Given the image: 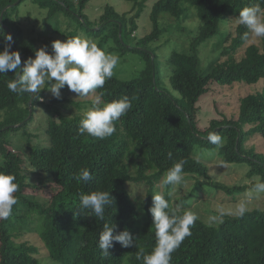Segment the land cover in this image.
I'll use <instances>...</instances> for the list:
<instances>
[{
	"label": "trees",
	"instance_id": "obj_1",
	"mask_svg": "<svg viewBox=\"0 0 264 264\" xmlns=\"http://www.w3.org/2000/svg\"><path fill=\"white\" fill-rule=\"evenodd\" d=\"M16 1L0 0V16L5 7ZM24 1L6 9L0 21V29L6 34L12 33L11 49L23 56L21 69L23 60L34 58V51L38 49L32 40L24 37L18 22V6ZM31 1L46 10L47 19H56V31L58 16H63L84 28L86 36L98 37L97 45L101 49L104 50V45L112 40L118 53L136 54L144 66L135 78L121 80L112 76L102 89L96 90L100 106L124 96L132 103L127 114L115 122L116 132L112 136L100 140L87 133L81 135L78 128L83 118L59 113L57 120L51 116L47 120L45 145L27 143L28 164L51 177L57 186L47 204L24 193L29 187L23 175L24 160L9 149V135L23 130L27 138L30 137L25 128L36 107L49 115L58 110L39 99H32L29 116L31 96L9 91L7 83L16 78L14 73L0 75V172L14 175L19 185L15 194L18 203L13 206L12 215L0 219V264H43L36 256V246L27 241H16L31 228L36 230L48 258L55 264H142L136 259L137 254L150 253L156 244L155 228L148 211L152 207L151 190L154 181L163 178L175 163L183 160L184 175L195 178L198 186H210L230 195L244 190V186L230 187L213 182L207 167L192 156L195 146H215L206 139L209 132L224 138L223 146L218 148L224 163L246 164L249 168L246 177L257 178L253 187L264 182V154L246 147L254 134L264 139V93L244 96L237 119H213L205 130L196 129V103L211 84L231 85L236 81L252 84L264 79V38L247 46L242 57L232 56L248 40L242 39L249 30L237 23L239 12L260 0H157L149 13L152 30L139 39H134L132 33L137 29L136 19L149 0H125L135 10L131 18L106 5L98 24L90 22L83 12L90 0ZM260 7L264 9V3ZM190 9L193 10L191 15L200 22L196 34L186 52L174 51L168 58L169 84L179 94L175 98L160 85L157 48L150 45L168 29L160 22L162 16L180 21L186 18ZM223 21L236 23L234 34L230 31L227 34L231 39L229 46L221 52L225 59H216L203 72L198 57L199 46L214 37ZM95 27H99L98 30L93 29ZM4 46L5 41L0 38V51ZM44 92L39 93L40 98ZM20 123L19 127H11ZM168 153L172 154L171 159ZM126 158L133 172L123 165ZM149 167L155 169L151 175L145 173ZM82 168H88L92 174V180L87 184L75 179ZM131 183L150 186L141 208L130 198L126 184ZM93 191H110L115 198L114 206L106 209L103 221L94 215L86 216L83 209L79 214L75 210L80 208V194ZM164 196L169 202V213L183 215V209L177 210L170 205L169 194L164 193ZM222 220L213 226L197 219L191 228V236L172 253L171 264H264V209L246 211L243 216L223 215ZM110 221L117 225V232L127 229L135 243L124 248L114 242L113 248L109 249L110 256L103 257L97 246L98 237L104 224Z\"/></svg>",
	"mask_w": 264,
	"mask_h": 264
},
{
	"label": "rangeland",
	"instance_id": "obj_2",
	"mask_svg": "<svg viewBox=\"0 0 264 264\" xmlns=\"http://www.w3.org/2000/svg\"><path fill=\"white\" fill-rule=\"evenodd\" d=\"M156 1L157 0H149L139 18L136 19L137 29L132 33L134 39L142 38L151 32L152 23L149 19V13L152 5ZM106 5L112 6L119 14L126 13L128 18L133 17L135 14V10L132 9L131 4L125 0H90L86 4L83 12L90 22H96V24H98L97 21L102 15ZM191 14H193V10L190 9L185 15L186 18L180 21L162 16L160 22L163 26H167L168 29L156 42L150 45L152 48H157L156 55L158 56L161 75L160 85L163 90L170 93L175 98H178L179 94L176 93L169 84L168 77L171 70L168 64V58L174 51L186 52L188 50L189 42L195 36L197 27L200 25L199 20ZM17 17L23 29L24 37L32 40L38 49L42 46H47V51L49 53L52 51L51 43L53 41L59 40L63 42L65 39H70L73 35L89 39L96 44L97 41H99L98 37L86 36L84 28L77 27L76 23L70 22L63 16H58L57 23L59 27L56 31V19H47L46 10L40 9L36 4H33L31 0H26L18 6ZM224 22L225 21L219 23L218 31L214 37L208 39L199 46L198 57L200 60V68L203 72H206L216 59H225V57H221V52L224 47L229 46L231 39H229L227 34L229 31L231 34H234L236 23ZM98 28L99 27H95L93 29L98 30ZM259 42L260 38L251 34L248 40L242 44L235 53L232 52L234 54H232V56L236 59L242 57L247 46ZM104 51L106 53H115L119 56V63L113 70V76L118 79L131 80L137 76L144 66L143 61L138 55L132 53H118L114 49L112 40L104 45ZM255 93H264V79L252 84H248L244 81H236L231 85L211 84L208 87V91L203 94L196 103L198 108L196 129L200 131L205 130L213 119H237L241 99L246 95ZM97 97L96 91L87 97H79L78 94L69 91L66 86L61 90L60 99L53 98L50 92L45 91L39 101L49 106L56 107L58 113L49 115L47 112L43 111L42 108L36 107L31 121L25 128V132L30 135V137L27 138L23 130L10 133L9 149L20 155L24 160L23 175L29 186L24 191L26 195L36 198L41 204H47L57 191V186L52 182L51 177L36 171L28 164L27 143L29 142L31 145H45L46 140L44 131L50 116L56 120L58 119L59 113L67 117L81 116L84 118V113L94 106V101ZM246 147H253L257 152L264 154V139L254 134L246 142ZM192 156L207 167L208 174L213 182L230 187L244 186V190L230 195L210 186H198L195 178L184 175V180L180 185L162 186L163 178L154 181L151 190L153 193L152 196L156 193H161L163 195L164 193H168L171 200L170 205L173 208L176 209L175 206L177 204H182L183 208L180 210H191L198 216L199 220L208 225H210L208 217L212 215L237 216L236 210L241 203L245 204L246 211L264 209V191L257 192L254 190L252 183L256 182L257 178L250 179L246 177L249 169L246 164L224 163L216 146L210 148L195 146L192 149ZM128 158L123 162V165L133 172ZM137 160L139 161L140 159ZM154 172L155 169L149 167L145 173L151 175ZM126 188L130 198L141 208V204L146 200L150 186L145 183H131L126 184ZM141 200H143V203H141ZM217 224L218 223L212 225L215 226ZM29 225L30 224H28V226ZM16 241H27L36 246L38 249L36 256L43 264H55L48 258V254L40 242L36 230L31 228V230L25 231Z\"/></svg>",
	"mask_w": 264,
	"mask_h": 264
},
{
	"label": "clouds",
	"instance_id": "obj_3",
	"mask_svg": "<svg viewBox=\"0 0 264 264\" xmlns=\"http://www.w3.org/2000/svg\"><path fill=\"white\" fill-rule=\"evenodd\" d=\"M261 3L264 0L240 10L237 23L249 30L243 34L242 39L247 40L249 32L257 38H264V9L260 7ZM0 38L5 41V46L0 51V75L14 73L16 78L7 83L9 91L28 94L32 99H40L39 93L42 90L50 92L53 98L60 99L61 90L65 86L79 97H87L97 89H102L106 80L112 78L113 70L120 59L115 53H106L95 42L75 36L63 42L53 41L51 53L47 51V46L35 50L34 58L24 61L21 69L19 52L10 51L12 36L0 29ZM131 108L132 103L127 96L107 102L103 106H100V98L97 97L94 106L84 113L78 132L81 135L87 133L100 140L110 137L116 132L115 122ZM206 139L217 148L224 143V138L216 132H209ZM171 156L168 153L169 159ZM183 167L184 161L181 160L169 168L162 179V186L180 185L184 180ZM75 179L87 184L92 180V174L88 168H82ZM15 180L14 175L0 172V219L9 218L13 206L18 203L15 194L19 191V185ZM254 190L264 191V182L257 183ZM79 204L80 208L75 209L77 214L83 209L86 216L94 215L103 221L106 209L114 206L115 198L110 195V191L81 193ZM175 207L180 210L183 205L177 204ZM168 209L169 202L163 194L156 193L152 196V207L148 211L155 228L156 244L150 253L137 254L136 259L142 261V264H171L172 253L192 234L191 228L198 216L191 210H184L183 215H176L174 212L170 214ZM245 212V204L241 203L236 214L243 216ZM208 222L210 225L222 223V215L209 216ZM114 242L124 248L132 247L135 243L127 229L117 232V225L110 221L104 224L98 237L97 246L103 257L110 256L109 249L113 248Z\"/></svg>",
	"mask_w": 264,
	"mask_h": 264
},
{
	"label": "water",
	"instance_id": "obj_4",
	"mask_svg": "<svg viewBox=\"0 0 264 264\" xmlns=\"http://www.w3.org/2000/svg\"><path fill=\"white\" fill-rule=\"evenodd\" d=\"M20 1H21V0H17L15 3H13V4H11V5H8L7 7H5V8L2 10V13H1V16H0V21H1V18H2V15H3L4 11H5L6 9H8L9 7H14V6H15L16 4H18ZM10 35H12L11 32H10ZM119 37H120V30H119ZM10 49H11V48H10ZM11 51H13V50L11 49ZM20 58L23 59V56L20 55ZM23 63H24V60H23L22 64H23ZM31 103H32V97L30 98L29 103H28V107H29V116L31 115V112H32V109H31ZM21 124H22V123H20V124H18V125H13V126H11V127L16 128V127H19ZM7 128H8V127H7ZM4 129H6V128H4Z\"/></svg>",
	"mask_w": 264,
	"mask_h": 264
}]
</instances>
